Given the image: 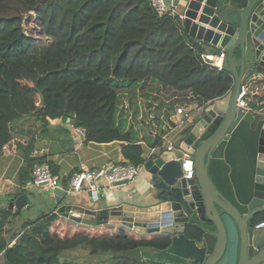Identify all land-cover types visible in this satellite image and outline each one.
I'll return each mask as SVG.
<instances>
[{"label":"trees","instance_id":"16d2710c","mask_svg":"<svg viewBox=\"0 0 264 264\" xmlns=\"http://www.w3.org/2000/svg\"><path fill=\"white\" fill-rule=\"evenodd\" d=\"M32 20L38 37L27 33ZM205 45L191 38L177 18L160 16L150 0H0V159L14 137L29 141L20 175L25 187L33 181L35 166L46 163L29 157L33 146L48 138L52 121L70 119L74 128L84 130L86 143L125 142L126 163L144 165L143 147L116 120L118 90L152 79L191 92L200 108L225 97L234 78L204 60ZM244 86L251 111L263 110L264 71L255 72ZM162 143L158 139L152 147ZM10 189L0 180V264H77L61 262L60 256L80 248L92 256L106 255L104 264H143L116 255L171 245L168 233L86 226L56 210L26 221L7 242L6 227L20 215L9 209ZM261 221L264 214L256 223ZM188 236L196 238L198 232L190 228Z\"/></svg>","mask_w":264,"mask_h":264},{"label":"water","instance_id":"95a60500","mask_svg":"<svg viewBox=\"0 0 264 264\" xmlns=\"http://www.w3.org/2000/svg\"><path fill=\"white\" fill-rule=\"evenodd\" d=\"M184 15L191 38L225 53L223 68L234 86L200 108L176 146L146 161V205L110 204L101 190L55 188L45 199L54 202L58 215L82 225L173 236L167 249L136 248L117 257L143 264H264V230L254 229L264 214V109L238 107L244 83L264 71V0H188ZM187 155L195 167L191 180L183 178ZM30 207L28 195H21L9 209ZM190 228L196 238L188 236Z\"/></svg>","mask_w":264,"mask_h":264},{"label":"crops","instance_id":"0c3cea01","mask_svg":"<svg viewBox=\"0 0 264 264\" xmlns=\"http://www.w3.org/2000/svg\"><path fill=\"white\" fill-rule=\"evenodd\" d=\"M167 1L173 2L176 5L178 13H183L185 11L188 2V0ZM204 48L208 55H215L218 52H222L216 48L209 47L207 44ZM212 52H215V54ZM186 111L191 112L190 118L173 114L172 121L176 124L175 129L172 131L171 136L167 138L170 139V141H165L164 146L151 149L146 144V141H137L144 149L145 159H150L154 153H157L163 147L176 146L179 139H181V131L192 123L195 117L199 115L200 106L195 103L191 104L189 107H186ZM125 144L127 143L119 141L107 144L95 142L86 143L85 137H77L76 128L71 124V121L64 123L63 120H55L51 122L48 138L37 142L33 146L29 157L31 159L44 158L45 162L53 166L55 171H57L58 174H56V176L60 179L61 189L67 190L70 178L75 173L104 168L112 164L126 163L127 161L122 154V146ZM8 146L9 148H7L6 151L3 150L4 154L0 159V180L10 184V198L14 201L21 195H28V205H31L29 209H47L48 213L56 210L54 202L50 198L45 199V197H43L44 193L52 191V189L49 187H43V190H41V188L33 187L30 183L25 187H22L20 175L22 169L26 167L27 163L26 158L28 156L25 151V147L27 146H13L11 145V142L8 143ZM145 164L142 165L141 175L135 182L126 185H118L113 189H107L103 186L100 187L99 190H101L106 198H108L110 204L117 205L122 203H134L137 205H146L147 200H145V197L143 196L149 186V175L145 170ZM23 190L26 192L22 194ZM34 194L36 197H33ZM12 211L14 213L20 212L17 209ZM37 217L38 216L33 219ZM17 219H12L15 224L12 221L6 227L3 238L6 239L7 242L11 241L10 239L14 236H8V228H11L14 225L21 227ZM15 241L16 240H14L11 245H13Z\"/></svg>","mask_w":264,"mask_h":264},{"label":"rangeland","instance_id":"374dc122","mask_svg":"<svg viewBox=\"0 0 264 264\" xmlns=\"http://www.w3.org/2000/svg\"><path fill=\"white\" fill-rule=\"evenodd\" d=\"M26 29L28 34L34 37L39 36V28L36 27L33 20L26 24ZM40 42L43 43L44 41L40 40ZM118 95L116 120L119 123H125V130L132 133L134 139L146 141L151 149L155 148L152 145L158 139H161L163 144L165 141H170L167 138L171 136L176 125L172 121V116L176 114L178 108H186L194 103L201 104L191 92L169 89L152 79L140 81L130 88H121L118 90ZM35 188L43 190V187ZM49 192L44 193L43 197H46ZM47 213V209L26 208L20 211V215L14 220L18 218L17 221L22 227L26 221ZM14 220L12 221L15 224ZM14 226L8 228V236L21 231L20 226ZM106 258V255L92 256L89 250L84 248L67 251L60 256L61 262L77 264H104Z\"/></svg>","mask_w":264,"mask_h":264},{"label":"built area","instance_id":"2783aa9c","mask_svg":"<svg viewBox=\"0 0 264 264\" xmlns=\"http://www.w3.org/2000/svg\"><path fill=\"white\" fill-rule=\"evenodd\" d=\"M150 3L160 16L177 18L182 24H184V12L178 13L176 5L173 2H168L167 0H150ZM203 58L206 62L210 63L212 67H215L220 71L224 70V52L216 55L207 54L203 56ZM262 105L264 106V100ZM238 107L246 111H251L249 108L248 92L244 85L241 88L238 98ZM176 114L185 118H190L191 116V112L186 111V108H178ZM76 135L78 138L85 137V132L80 128H76ZM10 142L13 146L29 145V141H27L26 138L20 137H14ZM7 148H9L8 144L4 147V150L6 151ZM182 170L183 178L191 180L195 177L194 161L189 155L185 156L182 160ZM141 172L142 166H136L130 163L112 164L104 168L85 170L73 174L70 178L67 191L71 193H81L85 190L96 192L102 186L107 189H113L124 181H128V184L135 182L140 177ZM31 185L33 187H49L50 189L62 188L60 179L57 176H54L50 165L47 163L35 166ZM254 229L264 230V221L256 223Z\"/></svg>","mask_w":264,"mask_h":264},{"label":"flooded vegetation","instance_id":"af4514ba","mask_svg":"<svg viewBox=\"0 0 264 264\" xmlns=\"http://www.w3.org/2000/svg\"><path fill=\"white\" fill-rule=\"evenodd\" d=\"M256 222V221H255ZM256 224V223H255ZM255 226V225H254Z\"/></svg>","mask_w":264,"mask_h":264}]
</instances>
